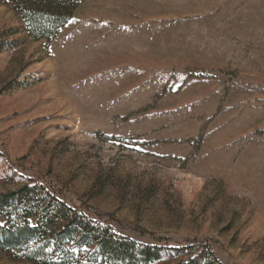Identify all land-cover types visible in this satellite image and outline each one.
Wrapping results in <instances>:
<instances>
[{"label":"rangeland","instance_id":"374dc122","mask_svg":"<svg viewBox=\"0 0 264 264\" xmlns=\"http://www.w3.org/2000/svg\"><path fill=\"white\" fill-rule=\"evenodd\" d=\"M14 7L0 0V193L44 186L164 250L76 264H264V0H85L51 41ZM25 254L0 264H37Z\"/></svg>","mask_w":264,"mask_h":264},{"label":"trees","instance_id":"16d2710c","mask_svg":"<svg viewBox=\"0 0 264 264\" xmlns=\"http://www.w3.org/2000/svg\"><path fill=\"white\" fill-rule=\"evenodd\" d=\"M13 4L33 40H53L85 0H4ZM0 248L23 249L37 264H76L87 248L109 260L149 262L160 258V247L138 244L95 223L41 185L23 184L0 193ZM34 223V224H33ZM181 252L182 250L176 249ZM212 264H221L211 255Z\"/></svg>","mask_w":264,"mask_h":264}]
</instances>
